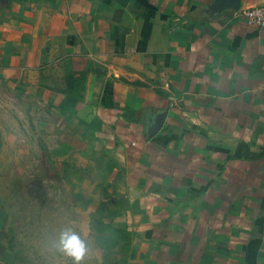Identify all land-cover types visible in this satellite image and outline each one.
<instances>
[{
	"label": "crops",
	"instance_id": "crops-1",
	"mask_svg": "<svg viewBox=\"0 0 264 264\" xmlns=\"http://www.w3.org/2000/svg\"><path fill=\"white\" fill-rule=\"evenodd\" d=\"M222 2L0 0V172L67 193L83 264H264V24ZM2 196L0 264H71Z\"/></svg>",
	"mask_w": 264,
	"mask_h": 264
},
{
	"label": "rangeland",
	"instance_id": "rangeland-1",
	"mask_svg": "<svg viewBox=\"0 0 264 264\" xmlns=\"http://www.w3.org/2000/svg\"><path fill=\"white\" fill-rule=\"evenodd\" d=\"M0 9H1V3H0ZM1 146V143H0ZM1 150V147H0ZM41 160V163L43 161L48 162L47 158H39ZM3 161V157L1 158L0 155V161ZM6 162V161H5ZM52 163V161H49ZM12 164V163H8ZM46 164V163H45ZM48 164V163H47ZM10 171V170H9ZM62 175L57 172L56 174V180L61 178V180H64L62 178ZM23 175H17L15 176L14 173L8 172V170H4L3 172H0V180H3L2 183L4 188L0 189V194L3 196L4 202H6L7 211L9 213V218H11V226L9 228H12L14 231L16 225H20V231L21 234L24 233V235H27L28 243L38 244V245H44L47 246L48 244L53 243V237L48 235L49 231L52 228H55L56 234V240L59 237V234L57 233L58 230H62L59 227H62L63 225V216L67 214L68 210L65 209L64 202L65 198H59L61 196H64L66 194V197L68 196L67 193L63 195V189L58 190L56 189V204L54 206V211L52 212L54 215H56L55 219L56 221L48 220V206L46 201L47 194V188L45 181H48V174L46 172L44 173H26L23 177ZM9 182L11 184L10 187H7L6 183ZM37 182V184H36ZM94 192L89 194V197L83 198L82 195L76 191V189H72V208H75L76 211L82 207H86V212L88 215L95 219L98 214H106L109 212V208L111 207L109 204H106L105 202H102L103 205L100 206V204H97V200L95 199V195H93ZM100 197H104L105 194L103 192H98ZM84 201V202H83ZM86 202V203H85ZM83 204H86L83 206ZM82 205V207H81ZM4 207V205H3ZM51 207V206H50ZM68 207V206H66ZM32 218H35L34 220ZM9 220V222H10ZM91 219L88 218V223H93L90 221ZM80 222V221H79ZM79 224V223H77ZM54 225V227L52 226ZM75 228H78L76 226ZM74 230V228L72 227ZM52 231V230H51ZM108 231V236L105 235V238L110 239V231ZM105 231V232H106ZM93 239H95L93 237ZM106 240V242H109L110 240ZM105 242V243H106ZM40 248H43L41 247ZM48 255H56L57 258L63 260V254L57 253V254H48V253H39L37 254L38 257H41L42 260H46L47 262V256Z\"/></svg>",
	"mask_w": 264,
	"mask_h": 264
},
{
	"label": "clouds",
	"instance_id": "clouds-1",
	"mask_svg": "<svg viewBox=\"0 0 264 264\" xmlns=\"http://www.w3.org/2000/svg\"><path fill=\"white\" fill-rule=\"evenodd\" d=\"M56 251L63 253L71 264H83L88 253L87 242L71 228L63 229L57 240L53 241Z\"/></svg>",
	"mask_w": 264,
	"mask_h": 264
},
{
	"label": "built area",
	"instance_id": "built-area-1",
	"mask_svg": "<svg viewBox=\"0 0 264 264\" xmlns=\"http://www.w3.org/2000/svg\"><path fill=\"white\" fill-rule=\"evenodd\" d=\"M234 13L242 16L249 24H264V4H258L247 8H236Z\"/></svg>",
	"mask_w": 264,
	"mask_h": 264
},
{
	"label": "water",
	"instance_id": "water-1",
	"mask_svg": "<svg viewBox=\"0 0 264 264\" xmlns=\"http://www.w3.org/2000/svg\"><path fill=\"white\" fill-rule=\"evenodd\" d=\"M238 0H223L222 6L227 5L233 9L237 8Z\"/></svg>",
	"mask_w": 264,
	"mask_h": 264
}]
</instances>
